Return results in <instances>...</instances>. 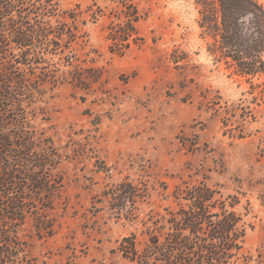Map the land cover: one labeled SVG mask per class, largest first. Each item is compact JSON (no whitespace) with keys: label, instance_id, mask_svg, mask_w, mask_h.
Listing matches in <instances>:
<instances>
[{"label":"rangeland","instance_id":"obj_1","mask_svg":"<svg viewBox=\"0 0 264 264\" xmlns=\"http://www.w3.org/2000/svg\"><path fill=\"white\" fill-rule=\"evenodd\" d=\"M55 2L52 19L75 37L50 58L31 125L57 148L62 186L49 232L37 214L18 228L25 264H136L123 238L141 251L151 221L178 208L175 186L200 181L240 199L246 234L231 264H264V73L211 51L218 0ZM126 2L139 39L125 49L108 34Z\"/></svg>","mask_w":264,"mask_h":264},{"label":"trees","instance_id":"obj_2","mask_svg":"<svg viewBox=\"0 0 264 264\" xmlns=\"http://www.w3.org/2000/svg\"><path fill=\"white\" fill-rule=\"evenodd\" d=\"M124 5L125 19L109 27L108 38L126 49L139 39L138 13L131 3ZM56 14L55 0H0V264L29 263L18 228L26 215L37 214L49 232L45 211L53 208L62 186L57 148L49 138L36 136L31 125L32 104L54 71L50 58L75 37L66 22L52 19ZM207 29L212 31L211 51L229 58L238 73H264L260 2L218 0L216 12L207 9ZM124 184L111 195L114 201ZM174 195L178 208L151 221L144 248L137 250L132 234L123 238L129 247L121 244L120 250L136 264H231L246 234L236 209L239 197L225 196L203 181L176 185Z\"/></svg>","mask_w":264,"mask_h":264}]
</instances>
